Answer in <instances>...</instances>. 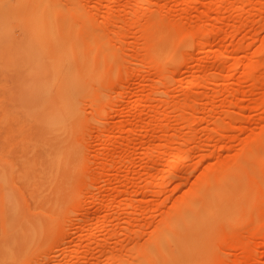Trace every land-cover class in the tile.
<instances>
[{
  "label": "bare ground",
  "instance_id": "obj_1",
  "mask_svg": "<svg viewBox=\"0 0 264 264\" xmlns=\"http://www.w3.org/2000/svg\"><path fill=\"white\" fill-rule=\"evenodd\" d=\"M65 4L73 10L68 18L77 24L81 88L69 82L61 57ZM193 9L199 14L191 15ZM262 14L264 0H0V42L11 52L2 66L14 69L18 98L12 115L0 118V125L12 121L19 130V154L13 158L22 168L8 158L12 143L4 135L1 264L6 259L27 262L36 230L46 224L56 228L49 245L62 238L68 242L65 249L56 243L64 249L60 260L54 256L56 244V252H37L44 261L38 264H193L205 258L220 232L227 246L240 249L239 255H219L222 263L260 264L264 123L257 131L253 125L242 126L243 138L228 128L237 119H251L238 110L240 91L250 95L253 88L264 87V34L259 36L261 25L258 30L255 26L260 20L264 25ZM251 15L259 16L258 21ZM192 20L194 24H186ZM16 25L23 31L22 45L11 43L10 30ZM249 27L258 41L252 52L245 50ZM239 31L242 36L236 38ZM218 37L228 41L225 51L210 69L190 65L184 79L188 93L174 98L168 90L172 62L196 59L201 65L204 53L218 47ZM127 60L137 65L124 66ZM151 70L153 83L147 75ZM235 71L236 86L231 82ZM220 78L224 84L216 82ZM245 81L251 90L240 87ZM122 82L131 95L124 106L128 118L110 124L105 118L117 103L110 91ZM135 84L149 87L140 93ZM77 96L84 99L78 109ZM196 100H201L198 107ZM251 100L250 108L258 110L255 118H263L264 96ZM94 140L100 148L93 152ZM230 148L234 153H224ZM171 183L176 193L168 206ZM254 183L250 206L255 210L243 219ZM148 196L159 212L147 217L150 204L141 203ZM91 204L96 205L92 212L87 208ZM248 219L254 222L244 235L242 224ZM144 222L148 231L141 229Z\"/></svg>",
  "mask_w": 264,
  "mask_h": 264
},
{
  "label": "rangeland",
  "instance_id": "obj_2",
  "mask_svg": "<svg viewBox=\"0 0 264 264\" xmlns=\"http://www.w3.org/2000/svg\"><path fill=\"white\" fill-rule=\"evenodd\" d=\"M163 1L164 0H160V2H163ZM64 10H65V13H66V19L64 21V31H63L62 38H63V43H64L65 46L62 49V55H61L62 62L64 63V65L66 67H68V73L70 75V79L68 78L69 82L74 83V84H76V83L78 84L79 83L78 88H81V85L84 82L82 81L81 75H80V69H81L80 55H81V52L77 48V37H76L77 24H76V21H73V20L71 21L70 18H68V16H67L68 14H70V12L73 11V10H71L69 8L68 4L64 5ZM196 14H199V10L193 9L191 11V15H196ZM262 15L263 16H261V17L263 18L264 14H262ZM253 16L252 17L254 19H256V21H258L257 19H258L259 16H257V15L256 16L253 15ZM194 23H195V21H193V20L186 22L187 25H191V24H194ZM257 24H258V26H257ZM260 25H261L262 29L261 30L259 29L260 31L259 32L257 31V32H258L259 36H262V34H264V25H263V22L261 23V20H260V24H259V22L256 23V25H255L256 26V30H258ZM249 29L251 30V33H249L247 35V41H246V45L247 46H246L245 50H247V52H252L254 50V48L256 47V44L258 43V41H257V38L254 36V29L253 28L251 29L250 27H249ZM135 35H138V33L136 32ZM10 36L12 38V40H11L12 42L11 43H13L14 45H16V44L17 45H22L24 43V41H25V38H24V35H23V31L21 29V25L12 26V29L10 30ZM235 36H236V38L241 37L242 36V31L237 32L235 34ZM227 45H228V41L222 40V37H218L217 38V46L218 47L215 48L214 50L208 52V53H204L207 57L203 61V63H201V65L198 63V61L196 59L191 60V61H189L186 64L183 63L181 60H175L174 62H172V64L175 66V69H174V71H171L170 74H169L170 81L168 83V90L173 95V97L174 98H178V99H182V98H184L187 95L188 91H186L184 79H186V77L189 74V72H188L189 70L188 69H189L190 65L196 67L197 69L198 68L199 69L201 68L202 70L210 69L211 64L213 63L214 59L220 53L225 51V48H226ZM245 50L241 49V53L240 52L239 53L242 54V52L245 51ZM126 51L128 53L129 52H133V50L132 51L126 50ZM193 53L194 54H198L197 50H193ZM201 53H203V52H201ZM10 57H11V52L8 50L7 46H5L3 43L0 42V118H2L4 116L12 115L13 109L17 107L16 106V102H17L18 98H16L17 95L15 93L16 73H14V71H13L14 69H11V66H8V65L2 66L3 63H4V58L6 60L7 58L10 59ZM132 62L129 63L128 60H127V61L123 62V65L124 66H126V64L137 65L136 63L134 64L135 60H132ZM234 74H235L234 75L235 76V82L233 80L231 82H232V84L234 86H236L237 85L236 79H237V76H238L239 73H238V71H235ZM147 75L151 78L149 83H153L155 81V79H154L155 78V73L153 72V70H151L149 73H147ZM160 76H163V75L160 74ZM216 82L218 84H224L225 83L222 80V78L218 79ZM248 83H249L248 81L242 82V84L240 83V87L243 90L244 89L245 90H247V89L251 90V89H249ZM121 84L122 85L118 86L116 89H112L110 91V95H111L112 101L114 100L115 102H117V103H114L116 105H114L115 107L113 108V110L111 112V115H109L108 117L105 118L106 122H108V123L110 122V124H111V122H113V123H124V121L127 120V118H128V112H127L126 109H124V106L126 104L130 103L131 95H130V93H128L129 92V89H128L129 87H127L125 82H122ZM148 87L149 86H146V87L142 88V86L135 84L133 89H138L140 91V93H141V92H146L148 90ZM201 90L202 89L199 88L198 90L196 89L193 92H195V95H199ZM251 91L253 92V94L251 92V94L249 95V94H247L248 91H246L245 93L240 91V93L238 95V97H240L239 98V102H238V106L241 104L240 107L238 108V110L240 111V113H242L244 115H247V116L250 115L251 119L248 120V121H244L241 118L237 119L236 121H234L232 123L230 122V128H228V132L237 135L238 138L239 137L243 138V136H245V133L240 130V128L242 126H245V124L249 125V126L253 125V127H251V126L250 127L253 128V129L255 128L254 130L257 131V128L259 126H261L260 124L264 123V117L263 118H259V120H257V118H255V117H257L258 110L256 112V109L250 108L252 106V102L251 101H253L251 99H253V98L256 99V98H258L260 96L262 98V96H264V87L263 88H261V87L253 88ZM120 92H124L125 94H123V96H120V95H122ZM126 94H127V96H126ZM247 95H249V96H247ZM217 100H218V98L216 99V102H218ZM83 103H84V99H83V97H81V98H79L78 101L76 100L75 106H77V109L81 108L83 106ZM200 104H201V100L194 101V105L196 107L200 106ZM63 105H66V104H63ZM246 105H248V106H246ZM243 106H244V108H246L245 110H244V108H242ZM240 109H242V110H240ZM86 110L89 111L90 107H88ZM9 131L13 132V134L10 135L8 133ZM18 131L19 130L16 128V126L13 124L12 121H9L7 123L3 122V124L0 125V163L2 162V158L5 157V140H4L3 136L4 135H9L10 141L12 143V150H11L10 157H8V158L10 159L12 164H14L16 167H20V170H21L22 168H21V164H20L19 160H16V159L13 158V156L18 158L17 155L19 154L18 147L15 144V142H20V134H19ZM78 132H79V130H78ZM237 139H235V141H232L233 144L235 143V145H236V140ZM237 142H238V140H237ZM92 145H93V149H94L93 152L99 150L100 146H98V144H96L95 140L92 142ZM224 153L232 154V153H234V150L230 148V150L225 151ZM138 154H139V152H138ZM193 159H194V157L192 159L190 158V160H188V161H190V163H191L193 161ZM80 162H81V158L76 156L75 157V163L78 164ZM88 165H90V163H88ZM193 170H195V169H193ZM193 170H192V172L196 175L198 173V170L197 169L195 171H193ZM194 174H191V175L194 176ZM173 187H174V183H171L169 185L170 198L166 201V205H168V204L170 205V199L174 198V196H175L176 192H173L175 190L171 191ZM255 189H256V185L254 183L253 186H252V189L250 191V197L248 199L249 202H248L247 208L242 213V218L243 219L251 217L252 211L255 210V208H251V206H250V204H253V197L255 198V196H256L255 195ZM176 191H177V189H176ZM68 198H69V196L67 195L66 198H65L64 203L68 200ZM145 199L146 200H143L141 204H146V205L150 204V205H147V207L149 209V213H148V209H147V214L145 216H147L148 214L149 215L150 214L151 215L158 214L157 212H159V209H157V208H156L157 210L155 209V206H154L153 203H156V202L154 201L152 196H148ZM172 200L173 199H171V203H172ZM95 207H96V205H92L91 204L87 208H89L88 210L92 212L95 209ZM60 209H61L60 212L62 210H64V206L61 205ZM154 209L156 210V212H154L155 211ZM61 216H62V213L59 214V218ZM155 217L158 218L159 216H155ZM154 220H157V219H154ZM145 222H147V221H145ZM145 222H144L145 226H143V228H141V229L143 231H148L149 230V226H148L149 224L147 225V223H145ZM253 222H254V220L248 219L246 221L247 224L246 223L242 224V226L244 227L243 230H242V234L246 235V233H247L246 228H250L251 226H253ZM91 225L92 224L90 223V226ZM63 228L66 229L65 226ZM55 229L56 228L54 227L53 224H48V225L46 224V225H43V226H40L39 228H37V230H36V232H37L36 233V239L37 240L34 243V245L32 246V249L30 250V254L32 256L30 255V259L27 260V262L30 261L31 259H32V262H34V263L36 262L37 264H38V262H44L43 260H41V258H43V257L40 256L39 254H36V253L39 252L40 250L42 251V250H45V249H50L51 250L53 248L52 250H55V249L57 250L56 247H59V248H58V252H56V250H55V252L57 253V255H56V253L54 254L55 258H57L58 260H60L62 258L64 249H65L63 246L66 245L65 243H66V240L68 242V239L64 240L62 238L61 241L59 239H56V240L59 241V242L56 241V243H60V244H62V246L59 245V244H56V243H53V244L49 245V242L50 243L53 242V240H51V241H49V240H50V237H51L52 233L55 231ZM59 229L60 228H58L57 230H59ZM62 229H60V231H62L64 233L65 229L64 230H62ZM61 234H60V236L62 237ZM145 236H146V234L144 236H142V237H145ZM73 237H75V236L73 235ZM73 237H72V239H74ZM253 239H256L258 241V238H256V237L255 238L253 237ZM62 240H64V241H62ZM227 240L228 239H227L225 233H222V232L218 233L214 237L213 242L207 247V253L205 255V258L202 261L201 260L199 262L196 261L193 264H224V263L221 262V260H219V259H221L219 255H223L225 258H227L226 256H228V255H233V254L239 255L238 253H239L240 249L238 247L237 248L236 247L232 248L230 246H227L226 244L229 243V241H227ZM53 245H55L56 247H53ZM60 246L62 248H64V249L62 250V248ZM257 248H258V250H264V247H262L261 245H259ZM217 255L219 256L218 258H217ZM233 256H235V255H233ZM35 258L37 260L38 259L39 260L38 261L37 260L34 261ZM27 262H24V261H21V260L6 259L5 263H3V264H28L29 262L28 263ZM32 262H31V264H33ZM0 264H1V261H0ZM41 264H44V263H41ZM95 264H107V263H106V261H104V262L100 261V262H96ZM228 264H230V263H228ZM247 264H252V262L248 261ZM260 264H264V253L262 254L261 263Z\"/></svg>",
  "mask_w": 264,
  "mask_h": 264
}]
</instances>
